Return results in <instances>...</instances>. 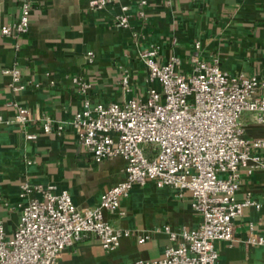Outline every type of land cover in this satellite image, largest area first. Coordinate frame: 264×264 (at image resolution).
Returning <instances> with one entry per match:
<instances>
[{
    "label": "crops",
    "instance_id": "1",
    "mask_svg": "<svg viewBox=\"0 0 264 264\" xmlns=\"http://www.w3.org/2000/svg\"><path fill=\"white\" fill-rule=\"evenodd\" d=\"M24 1L0 0V220L8 233L17 228L22 206L41 198L38 193L22 196L25 184L55 185L84 210L98 206L102 195L125 178V159L96 163L80 143L72 122L83 100L74 79L91 83L94 102L145 97L150 85L160 84L149 79L140 55L159 48L160 64L177 56L187 73H192L194 59L217 60L229 74L264 80V0H147L145 7L122 0L101 11L90 8L91 0H31L29 31L5 37L3 25L20 20ZM123 6L129 8L127 28L117 26ZM14 70L20 72L18 82L7 73ZM126 74L133 93L124 89ZM18 107L28 111L24 123L16 121ZM48 118L53 131L44 133ZM245 123L248 138L264 139V125L251 123L248 116ZM247 197L260 208L245 210L234 241L218 243V264H264V244L248 242L250 225L264 239V170L243 173L237 198ZM122 211L123 216L106 212L105 218L120 229L149 236L145 243L126 237L117 250L106 252L90 237L69 247L62 264L156 262L170 244L164 226L178 230L202 222L188 193L179 196L175 189L153 183L134 187Z\"/></svg>",
    "mask_w": 264,
    "mask_h": 264
},
{
    "label": "built area",
    "instance_id": "2",
    "mask_svg": "<svg viewBox=\"0 0 264 264\" xmlns=\"http://www.w3.org/2000/svg\"><path fill=\"white\" fill-rule=\"evenodd\" d=\"M122 0H91L90 8L101 11ZM145 7L147 0H135ZM32 1H24L17 22L3 25L5 37H18L29 31ZM129 8L122 7L117 26H130ZM200 49L201 44L196 43ZM159 48L144 51L150 85L145 97L133 96L111 103L94 102L91 83L74 79L82 96V109L73 126L80 143L91 159L103 163L123 158L125 178L108 189L94 208H79L68 191L58 192L55 185L25 184L22 196L38 193L22 206L17 228L8 233L0 220V264H62L66 250L90 237L102 249L112 252L123 238L135 236L145 243L149 236L123 230L106 220L105 213H120L122 202L134 187L156 184L175 189L179 196L190 195L193 210L202 217L198 227L178 230L166 225L163 231L170 244L162 259L145 264H218V243L234 241L237 221L246 209L260 208L251 197L240 201L237 194L242 175L264 170V139L246 136L245 117L264 125V80L246 73L229 74L219 62L194 59L192 73L183 68L177 56L166 64L157 60ZM12 73L16 82L20 72ZM124 89L133 93L131 76L123 79ZM24 87H16L22 90ZM28 111L18 107L16 121L24 123ZM62 130V127L58 128ZM53 125L47 119L44 133ZM37 139V135H28ZM251 245L264 239L250 225Z\"/></svg>",
    "mask_w": 264,
    "mask_h": 264
}]
</instances>
